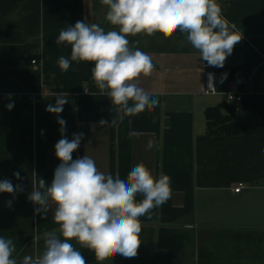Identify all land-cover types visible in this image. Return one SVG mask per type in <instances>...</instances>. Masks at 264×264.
Returning a JSON list of instances; mask_svg holds the SVG:
<instances>
[{"label":"crops","instance_id":"crops-1","mask_svg":"<svg viewBox=\"0 0 264 264\" xmlns=\"http://www.w3.org/2000/svg\"><path fill=\"white\" fill-rule=\"evenodd\" d=\"M220 7L243 33L229 56V67L237 72L207 66L186 34L129 36L155 65L138 86L159 102L154 110L129 117L101 94L91 77L92 62L73 61L66 72L58 64L61 56L70 59L71 51L56 43L62 29L79 20L113 30L100 0H83L82 13L75 11L74 0H0V180L23 187L15 196L0 193V236L13 240L18 261L40 255L45 233L58 229L54 206L38 215L39 206L27 197L33 173L50 185L60 163L54 150L61 139L58 116L45 109L62 94L68 100L59 114L65 135L70 140L73 133H84L73 159L90 156L100 171L121 179L143 163L172 182V198L152 210L151 220L141 218L137 256L103 264H264V69L254 81L244 74L256 69L264 54V0H227ZM34 58L40 65L31 63ZM206 71L215 73L216 93L203 91ZM228 93L244 95L234 115L236 134L209 135L205 112L232 105ZM101 119L109 125L100 126ZM149 139L154 146L146 150ZM240 182L248 188L234 193ZM76 247L87 264H98L92 251Z\"/></svg>","mask_w":264,"mask_h":264},{"label":"clouds","instance_id":"clouds-1","mask_svg":"<svg viewBox=\"0 0 264 264\" xmlns=\"http://www.w3.org/2000/svg\"><path fill=\"white\" fill-rule=\"evenodd\" d=\"M100 2L107 7L105 19L114 26L113 30L106 31L99 24L79 20L62 29L56 43H66L71 51L70 59L61 56L58 64L66 72L73 61L92 62V80L123 116L152 111L159 103L138 86L139 78L150 76L155 65L149 54L135 46L139 40L133 44L129 36L160 33L170 38L177 32L186 34L187 42L199 51L202 61L217 68L224 67L235 45L243 39V33L224 17L217 0ZM226 76L223 75L221 82ZM214 79V74L208 73L209 89L215 88ZM55 98V105L50 103L45 110L58 116L61 139L55 143L54 150L60 163L54 169L50 185L33 173L32 191L27 198L39 206L35 208L38 215L46 216L54 206L52 219L58 229L45 233L40 255H24L19 261L13 255L16 251L13 240L0 236V264H87L76 245L92 251L98 264L117 256L130 260L137 256L141 244V218L146 216L151 220L152 210L172 198L171 178L163 172L157 178L145 164L139 163L126 179H121L118 173L113 177L100 171L90 156L73 159L84 133H73L70 140L67 138L66 121L59 114L68 100L62 94ZM13 107L14 103L6 105L9 111ZM99 125L109 123L101 119ZM134 135L129 133L130 137ZM153 146L154 141L149 139L146 150ZM13 175L17 180L23 179L19 172ZM20 191L22 185L0 180V193L15 196ZM7 203L10 207L12 201Z\"/></svg>","mask_w":264,"mask_h":264},{"label":"trees","instance_id":"trees-1","mask_svg":"<svg viewBox=\"0 0 264 264\" xmlns=\"http://www.w3.org/2000/svg\"><path fill=\"white\" fill-rule=\"evenodd\" d=\"M74 7L77 13H82L83 0H74ZM216 70L229 72L234 75L238 69H232L228 65L223 68H216ZM239 104L240 103H233L232 105L221 104L208 108L205 112L208 134L227 136L236 134L234 115L238 108L237 105ZM93 257H95L94 253Z\"/></svg>","mask_w":264,"mask_h":264},{"label":"built area","instance_id":"built-area-1","mask_svg":"<svg viewBox=\"0 0 264 264\" xmlns=\"http://www.w3.org/2000/svg\"><path fill=\"white\" fill-rule=\"evenodd\" d=\"M222 1H227V0H217L218 4L220 5V3ZM261 62L259 63L258 67L256 69H252L250 71L245 72V77L247 78V80L249 81H254L255 77L257 76L258 72H260L262 69H264V54H261ZM31 63L33 65H40V60L37 58H34ZM230 64V57L227 58L225 65L224 66H228ZM208 73H213L214 77H215V73L214 71H206L205 75H204V87H203V91L206 94H213L216 93V87H215V80L213 81L214 84V89H209L208 88ZM227 99L229 103H241L244 99V95L243 94H239V95H235L234 93H228L227 95ZM248 188V185L244 182H240L238 183L234 188H233V192L234 193H241L244 189Z\"/></svg>","mask_w":264,"mask_h":264},{"label":"water","instance_id":"water-1","mask_svg":"<svg viewBox=\"0 0 264 264\" xmlns=\"http://www.w3.org/2000/svg\"><path fill=\"white\" fill-rule=\"evenodd\" d=\"M235 62L237 63L238 62V59Z\"/></svg>","mask_w":264,"mask_h":264}]
</instances>
